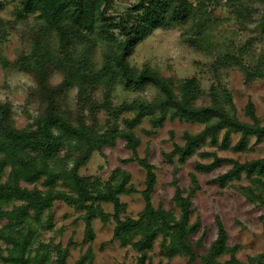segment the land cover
<instances>
[{
	"label": "trees",
	"instance_id": "1",
	"mask_svg": "<svg viewBox=\"0 0 264 264\" xmlns=\"http://www.w3.org/2000/svg\"><path fill=\"white\" fill-rule=\"evenodd\" d=\"M263 6L264 0H137L125 12L114 11V0H19L13 22L0 17V62L7 64L3 44L16 25L28 24L27 50L14 66L29 76L35 87L32 101L38 105L37 116L25 128H18L10 103L0 100V260L3 264H47L51 259L48 246H54L57 264H67L71 240L41 243L33 249L41 231H54L53 209L63 203L79 212L85 225L86 252L76 264H94L95 223L113 224V240L121 248L137 254L136 264H147L155 242L162 237L161 247L168 259L188 257L186 264L199 259L192 241L201 227L193 222L192 200L201 190L196 174L192 187L182 190L175 180V208L171 211L153 205L158 178L148 157L140 158L141 139L135 130L146 118L154 128L167 121L204 126L197 134L186 133L184 146H176L166 155L175 156L185 165L191 158L212 156L210 164L199 163L198 174H211L230 163L233 167L213 182L221 189L247 181L241 193L251 202L264 204V158L241 163L215 153L200 152L205 146L234 154L254 152L264 143V124L249 102L245 122L237 115L232 92L223 85V74L238 69L246 84L264 80V51L254 55L250 47L217 50L209 69L215 82L204 91L197 77L177 81L162 76L145 65L137 69L130 64L137 48L158 30L185 29L184 42L195 50L205 49L207 35L215 26L213 13L225 7L236 18L253 15L249 5ZM0 9L3 2L0 1ZM264 35V12L258 25ZM60 75L59 85L51 84ZM138 94L152 90L150 101L143 98L117 104L115 93ZM75 95V105L71 102ZM204 96V97H203ZM209 102L206 104V100ZM201 101V103H200ZM103 113L105 123L98 116ZM124 114L130 117L124 118ZM124 127V128H122ZM240 136L234 144L233 137ZM255 143L252 144V140ZM132 152L123 164L138 162L146 171L145 189L140 192L144 208L136 218L127 215L123 196L138 194L132 175L121 167L107 179L82 174L95 153L114 149L118 142ZM104 205L113 207L107 212ZM47 212V215H45ZM46 217V220H44ZM217 239L203 255V264H240L239 246L230 247L229 235L220 217L216 218ZM3 245V246H2ZM226 256L230 260L222 261ZM251 264H264V252L250 259Z\"/></svg>",
	"mask_w": 264,
	"mask_h": 264
},
{
	"label": "rangeland",
	"instance_id": "2",
	"mask_svg": "<svg viewBox=\"0 0 264 264\" xmlns=\"http://www.w3.org/2000/svg\"><path fill=\"white\" fill-rule=\"evenodd\" d=\"M0 1L3 2L0 17L13 22L19 0ZM191 1L195 5L198 3V0ZM136 2L137 0H114V11L125 12L129 6ZM250 7L254 13L246 15V18H236V15H232L225 7H220L213 13L212 17L216 23L207 35L204 47L210 49V55L208 52L195 50L184 42L185 29L158 30L137 48L130 59V64L139 70L145 65H149L162 76L173 78L178 82L197 77L204 91H208L215 82L209 65L214 61L217 50H227L228 48L237 50L249 46L254 55L264 51V35L258 28L264 9L263 6L255 4L248 6V8ZM29 30L28 24L20 22L14 30L8 32L3 44V55L8 63L5 65L0 62V100L3 103L11 104L17 127L20 129L32 122V118L37 116L38 110V105L31 99V92L35 87L34 82L14 66L19 56L28 48ZM222 77L223 85L232 92L240 120L251 121L245 114V108L249 102H253L256 106V115L264 124V80L246 84L243 74L238 69L226 72ZM61 81L60 75H54L51 84L57 86ZM153 94L154 92L150 89L143 93L127 95L119 87L115 93V101L117 104H121L126 97L128 100L143 98L150 101ZM75 95V92L71 95V102L74 105ZM205 102L207 104L209 100L207 99ZM123 117L130 116L124 114ZM98 119L101 124H104L106 117L101 113ZM203 128L204 126L201 125L167 121L162 127L156 129L150 118H146L136 128V136L142 142L138 148V156L140 158L148 157L149 162L155 167L158 178L152 200L153 205L155 207L162 206L167 211L176 209L173 200L176 187L173 182L177 180L178 186L182 190H190L192 187L191 175L196 174L201 190L192 200L195 212L193 222L199 219L201 227L198 234L194 235L192 239L199 245L196 247L199 259L195 264H203L202 256L209 253L213 241L217 239V217L221 218L226 227L230 247H240L237 254L239 263L251 264L252 257L264 252V204L251 203L241 193V186L248 187L250 183L243 181L231 184L225 189L214 184L213 181L216 178L227 173L233 167L230 163H225L223 167L211 174L196 173L195 169L199 163L210 164L213 162L212 156L202 158L200 155H196L185 165L179 164L178 156H175L172 162H168L166 157L175 150L177 145H185L183 136L186 133L197 134ZM239 139V135L234 136L233 143L236 144ZM254 143L255 139L252 140V144ZM200 152L215 153L223 159H233L245 163L264 158V143L255 147L254 152L247 154H234L211 146L203 147ZM132 156V152L127 150L125 143L120 140L116 148H107L102 153H95L87 167L82 170V174L100 177L103 181H107L111 172L118 167L131 173L132 183L137 187L139 193L123 196L122 200L128 205L127 215L136 218L144 208V200L140 192L145 189L146 171L138 162L123 164V161L132 158ZM104 209L107 212H113V207L110 205H104ZM52 213L55 220L54 231L40 230V235L34 240L33 249H37L41 243H62L63 246H67L72 240L73 244L69 249L70 255L67 264H76L87 250V245H81L85 237V225L80 219L81 214L63 203H56ZM179 214V210L176 209L175 215L179 216ZM113 230V224L103 225L100 221H96V239L93 243L94 264H136L138 254L131 248H121L119 243L113 240ZM161 242L162 237L155 242L154 250L149 253L150 260L147 264L187 263L188 257L176 256L173 259H168L163 253ZM47 248L51 253V259L47 264H57L54 246L50 245ZM227 260H230V256L222 259V261ZM0 264H3L1 260Z\"/></svg>",
	"mask_w": 264,
	"mask_h": 264
}]
</instances>
